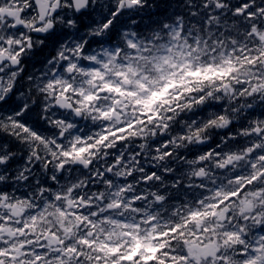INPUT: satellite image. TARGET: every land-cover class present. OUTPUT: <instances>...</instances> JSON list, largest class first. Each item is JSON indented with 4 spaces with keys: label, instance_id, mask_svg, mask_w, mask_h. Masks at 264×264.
Returning a JSON list of instances; mask_svg holds the SVG:
<instances>
[{
    "label": "snow or ice",
    "instance_id": "6c2138e0",
    "mask_svg": "<svg viewBox=\"0 0 264 264\" xmlns=\"http://www.w3.org/2000/svg\"><path fill=\"white\" fill-rule=\"evenodd\" d=\"M0 31V264H264V0H0Z\"/></svg>",
    "mask_w": 264,
    "mask_h": 264
},
{
    "label": "clouds",
    "instance_id": "9594fccd",
    "mask_svg": "<svg viewBox=\"0 0 264 264\" xmlns=\"http://www.w3.org/2000/svg\"><path fill=\"white\" fill-rule=\"evenodd\" d=\"M55 30L58 33H63L62 38L56 44L55 50L57 51L63 49L66 44L70 45L76 42L81 36L87 39L88 37L85 33L92 31V29L81 28L79 21H75L73 24L60 21L57 23ZM0 35H3L2 31H0ZM25 35H27V33H25ZM47 35L48 33H37L32 37L31 47L28 48V51L25 53L26 59L16 69V86L14 91L9 93V98L11 102L17 106L16 110L21 118L25 115L30 116L31 119L43 118V113L40 112L36 106L45 101L37 99L38 92L35 88L34 78L43 70L50 56V49L52 46L49 40L46 39ZM10 71L11 69L7 67L3 71V75L7 80L13 79V77L9 75ZM30 77L33 79L30 80ZM0 99H3L2 94H0ZM34 108L36 109L35 111H28Z\"/></svg>",
    "mask_w": 264,
    "mask_h": 264
}]
</instances>
